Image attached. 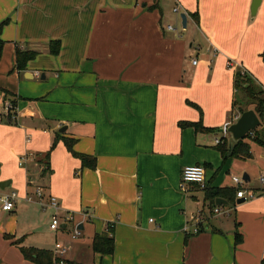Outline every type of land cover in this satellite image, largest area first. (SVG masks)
Segmentation results:
<instances>
[{
    "label": "crops",
    "instance_id": "0c3cea01",
    "mask_svg": "<svg viewBox=\"0 0 264 264\" xmlns=\"http://www.w3.org/2000/svg\"><path fill=\"white\" fill-rule=\"evenodd\" d=\"M3 22L0 192L17 201L0 207V264H34L16 240L49 251L61 242L64 260L80 264L261 263L264 197L233 196L228 216H209L204 191L180 183L185 167L199 165L208 188L235 189L231 177L247 176L245 188L260 190L264 150L250 143V159L223 157L215 140L232 145L222 128L236 116L235 67L264 87V0H0ZM17 49L36 53L22 71ZM198 122L203 130L179 125ZM66 142L95 168L83 169ZM36 188L74 215L75 240L73 224L54 233L52 211L25 201ZM200 212L206 221L191 234ZM109 225L113 254L94 253L93 237Z\"/></svg>",
    "mask_w": 264,
    "mask_h": 264
},
{
    "label": "trees",
    "instance_id": "16d2710c",
    "mask_svg": "<svg viewBox=\"0 0 264 264\" xmlns=\"http://www.w3.org/2000/svg\"><path fill=\"white\" fill-rule=\"evenodd\" d=\"M192 17H195L193 14ZM5 22L0 24V33L1 28ZM59 41H54L49 44V53L53 56L59 53ZM3 50V41L0 36V58ZM36 56L35 52L31 51H21L16 50L15 53V69L24 70L27 62L31 61ZM261 58L264 61V51L261 54ZM233 100H232V111L236 112V116L239 117L246 107H252V110L258 117L260 124L256 130L246 135L243 140L238 141L235 144H232L227 150L223 145L218 144L216 147L224 157L229 153L230 157L246 160L250 159L251 154V145L253 143L264 150V87L256 82V80L242 67H235L233 72ZM6 96L8 93L3 92ZM244 100L249 104H244ZM11 106H15V102H10ZM246 105V106H245ZM181 126H190L193 127L196 131L203 130L201 124L198 123H180ZM56 142L51 146V150L54 148ZM67 149L81 161L82 168H95V159L86 155H79L73 152L72 146L65 143ZM50 157V151L45 154V161L48 163ZM48 165V164H47ZM36 190V189H35ZM204 191V203L209 205L208 210H212L215 205L216 199H224L228 202V209H231L235 205L233 204L232 197L236 195L235 189H213L205 187L202 189ZM35 192V191H34ZM31 193L29 195L34 194ZM222 207V206H219ZM223 208V207H222ZM242 241L241 234L235 233V245H238ZM14 245L18 246L21 254L24 259L34 263V264H59L55 259L52 251L37 249L33 247L22 246L21 240H16ZM91 249L94 253L100 255H112L114 251V240H113V228L112 226L107 227V231L100 235H95L92 239ZM63 264H80L74 261L64 260ZM260 264H264V259H262Z\"/></svg>",
    "mask_w": 264,
    "mask_h": 264
},
{
    "label": "built area",
    "instance_id": "2783aa9c",
    "mask_svg": "<svg viewBox=\"0 0 264 264\" xmlns=\"http://www.w3.org/2000/svg\"><path fill=\"white\" fill-rule=\"evenodd\" d=\"M173 13L178 14L179 8L175 7L173 9ZM167 29L169 31H176L175 28L172 26H167ZM196 64V61H193V65ZM6 109L9 111L10 109H13L11 104H6ZM237 116H235L230 122H227L224 124L222 131L224 134H228L226 132L227 128L230 126L232 122H235L237 120ZM215 143L221 144V141L215 140ZM26 161V156L21 158L20 165H22ZM232 182L234 184V188L236 190V199H242L244 201H251L256 198L264 197V175H261L258 178V182L260 185V190H251L246 189L245 185L246 182L243 180V178L240 177H232ZM181 189L183 191H186L187 187L189 185H195L200 187L201 189H204L205 186V170L202 166L195 165V166H189L185 167L182 170L181 173ZM17 201V194L15 192L11 193H5L0 192V207L1 210L4 212H10L14 209L15 203ZM27 203L36 204L40 207L41 210L45 211L47 209H50L52 211V215L50 218V224L49 229L57 233L61 230V226H69L73 224L72 231L70 234V238L72 240H75L80 235V230L74 223V215L72 213H65L64 215H60V206L58 204V201L56 198L52 196H47L44 194L43 190L41 188H36L33 195H28L25 199ZM207 215L209 216H228L229 209H224L222 207L216 206L212 210L208 211ZM207 215L203 212L198 213L193 219L191 225V234H198L201 230L200 226L206 221ZM208 216V217H209ZM67 248L61 243L57 242L54 244L53 248V255L55 259L59 262V264H63L64 256L66 254Z\"/></svg>",
    "mask_w": 264,
    "mask_h": 264
},
{
    "label": "water",
    "instance_id": "95a60500",
    "mask_svg": "<svg viewBox=\"0 0 264 264\" xmlns=\"http://www.w3.org/2000/svg\"><path fill=\"white\" fill-rule=\"evenodd\" d=\"M255 7L256 2H254L253 8L251 10V15L253 16L255 14ZM180 20H181V28L182 30H186L187 28V17L184 13L180 14ZM260 124V121L253 110H248L243 112L237 120L231 124L226 132L229 134L230 140L232 144L237 143L240 140H243L246 135L253 132L258 128ZM243 180L247 182V176H243ZM8 184L6 182H0V190L6 189ZM244 200L239 199L237 200V204L243 203ZM216 206H227L229 205L227 201L223 199H216L215 201ZM61 227H65V225H62Z\"/></svg>",
    "mask_w": 264,
    "mask_h": 264
},
{
    "label": "rangeland",
    "instance_id": "374dc122",
    "mask_svg": "<svg viewBox=\"0 0 264 264\" xmlns=\"http://www.w3.org/2000/svg\"><path fill=\"white\" fill-rule=\"evenodd\" d=\"M176 23H177V28H178V32L179 33H181V34H183V35H187V34H189V32L191 31V25L189 26V28L188 29H186V30H182L181 29V21H180V17H179V15H177V18H176ZM178 24H179V26H178ZM10 104V102H7V104ZM244 104H249L248 102H246L245 100H244ZM245 105V106H246ZM248 110H252V107L250 106V107H246V110H244V112L245 111H248ZM232 177H234V176H232ZM232 177H231V181H232Z\"/></svg>",
    "mask_w": 264,
    "mask_h": 264
}]
</instances>
